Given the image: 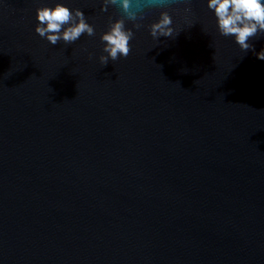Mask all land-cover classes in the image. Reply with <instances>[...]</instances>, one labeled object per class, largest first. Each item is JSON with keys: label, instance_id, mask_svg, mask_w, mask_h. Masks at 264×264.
<instances>
[{"label": "water", "instance_id": "1", "mask_svg": "<svg viewBox=\"0 0 264 264\" xmlns=\"http://www.w3.org/2000/svg\"><path fill=\"white\" fill-rule=\"evenodd\" d=\"M46 2L0 0V264H264V61L192 0L104 67L99 0H67L96 37L54 47Z\"/></svg>", "mask_w": 264, "mask_h": 264}, {"label": "clouds", "instance_id": "2", "mask_svg": "<svg viewBox=\"0 0 264 264\" xmlns=\"http://www.w3.org/2000/svg\"><path fill=\"white\" fill-rule=\"evenodd\" d=\"M99 11L107 17V24L101 32L100 63L106 67L109 62L127 59L132 51V42L137 33L147 30L148 35L157 42L160 39H173L177 31L175 12L167 10L173 4L184 5L186 16L193 14L192 0H147L146 7L164 9L145 23L147 17L142 9L134 11L132 0H99ZM206 11L211 15L216 33L231 39L234 45L247 53L252 51L255 58L264 61V48L256 51L253 39L264 37V0H202ZM127 21H135L132 28ZM35 34L54 47L57 44L73 45L81 37L95 38L97 30L89 16L79 8H72L67 0H47L35 11Z\"/></svg>", "mask_w": 264, "mask_h": 264}]
</instances>
